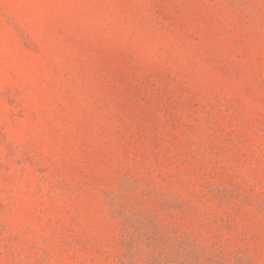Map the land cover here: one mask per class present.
Returning <instances> with one entry per match:
<instances>
[{"label":"rangeland","instance_id":"obj_1","mask_svg":"<svg viewBox=\"0 0 264 264\" xmlns=\"http://www.w3.org/2000/svg\"><path fill=\"white\" fill-rule=\"evenodd\" d=\"M0 264H264V0H0Z\"/></svg>","mask_w":264,"mask_h":264}]
</instances>
